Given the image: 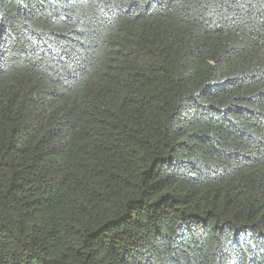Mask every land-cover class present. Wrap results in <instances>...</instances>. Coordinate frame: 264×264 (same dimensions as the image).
I'll use <instances>...</instances> for the list:
<instances>
[{
  "label": "trees",
  "instance_id": "16d2710c",
  "mask_svg": "<svg viewBox=\"0 0 264 264\" xmlns=\"http://www.w3.org/2000/svg\"><path fill=\"white\" fill-rule=\"evenodd\" d=\"M0 264H264V0H0Z\"/></svg>",
  "mask_w": 264,
  "mask_h": 264
}]
</instances>
